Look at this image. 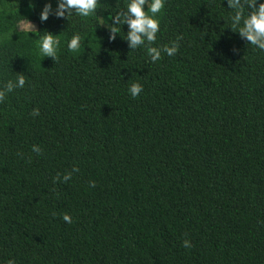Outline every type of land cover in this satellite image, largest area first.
<instances>
[{
	"label": "trees",
	"instance_id": "1",
	"mask_svg": "<svg viewBox=\"0 0 264 264\" xmlns=\"http://www.w3.org/2000/svg\"><path fill=\"white\" fill-rule=\"evenodd\" d=\"M49 2L0 0V85L26 79L0 104V264H264V51L227 0H167L152 46L182 39L156 63L112 24L125 0L41 21Z\"/></svg>",
	"mask_w": 264,
	"mask_h": 264
},
{
	"label": "clouds",
	"instance_id": "2",
	"mask_svg": "<svg viewBox=\"0 0 264 264\" xmlns=\"http://www.w3.org/2000/svg\"><path fill=\"white\" fill-rule=\"evenodd\" d=\"M100 0H56V8L53 10L52 4L46 3L40 13V20L46 21L49 15H55L57 18H66L67 20L76 15L81 18L94 16L97 13ZM167 0H125L124 9L118 12L112 18V24H127L128 31L126 38L131 50L145 48L148 57L152 63L161 59L162 53L167 56H175L180 49L181 36L163 47L152 46L156 44L157 34L161 32V16L166 7ZM227 8L232 12L230 16V28L236 29L241 38L245 39L248 44L255 46L256 49L264 51V0H227ZM110 39H115L119 34L116 27L110 28ZM120 36V35H119ZM82 37L79 33H73L67 43L69 52L77 51L81 47ZM60 48V40L52 33L46 32L38 40V49L44 57L58 59L57 52ZM26 79L24 74H18L15 82L6 81L0 85V104L4 103L9 93L14 89L24 88ZM143 91V85L134 82L128 88L132 98H137ZM32 117L40 115L39 108H34L30 113ZM32 151L39 153L40 148L32 146ZM77 167H73L71 172L63 175L62 180L68 182L72 179V173L78 172ZM55 179L60 180L58 175ZM95 182H90V187H95ZM63 220L66 223H72V218L64 214ZM185 248H191V242L188 239L183 241ZM6 264H15V260H8Z\"/></svg>",
	"mask_w": 264,
	"mask_h": 264
},
{
	"label": "rangeland",
	"instance_id": "3",
	"mask_svg": "<svg viewBox=\"0 0 264 264\" xmlns=\"http://www.w3.org/2000/svg\"><path fill=\"white\" fill-rule=\"evenodd\" d=\"M107 17H101L99 19L100 21V24L101 26L103 27H107L108 24L106 22H103L106 20ZM18 30L19 31H22V32H27V31H34L36 30V25L33 24V23H28V22H21L19 25H18Z\"/></svg>",
	"mask_w": 264,
	"mask_h": 264
}]
</instances>
